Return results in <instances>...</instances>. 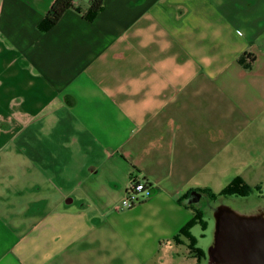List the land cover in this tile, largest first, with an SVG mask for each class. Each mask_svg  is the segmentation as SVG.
<instances>
[{"label": "crops", "instance_id": "crops-1", "mask_svg": "<svg viewBox=\"0 0 264 264\" xmlns=\"http://www.w3.org/2000/svg\"><path fill=\"white\" fill-rule=\"evenodd\" d=\"M54 1L0 0V264H205L207 192L264 194V0Z\"/></svg>", "mask_w": 264, "mask_h": 264}, {"label": "water", "instance_id": "water-1", "mask_svg": "<svg viewBox=\"0 0 264 264\" xmlns=\"http://www.w3.org/2000/svg\"><path fill=\"white\" fill-rule=\"evenodd\" d=\"M216 239L210 262L264 264V216L217 208Z\"/></svg>", "mask_w": 264, "mask_h": 264}, {"label": "trees", "instance_id": "trees-1", "mask_svg": "<svg viewBox=\"0 0 264 264\" xmlns=\"http://www.w3.org/2000/svg\"><path fill=\"white\" fill-rule=\"evenodd\" d=\"M74 0H55L52 4L50 10L46 14V16L42 19L39 24V28L43 31H47L54 27L63 13L74 6ZM104 6V0H91V4L88 9L84 12V15L88 19H93L99 11L102 10ZM253 60V55L249 52H244L238 58L239 63L244 67L249 69L251 67V62ZM260 191L261 186L256 185L252 186L245 181L244 178L241 176H236L233 178L228 185H226L221 191L219 192H210L208 191V197L212 200H219L222 197H230V196H247L252 191ZM200 223L203 229L205 228L206 224L203 220V213L200 209L196 210L195 216L192 218L191 221L187 223L181 230V235H185L188 239V247L190 252L195 254L198 258L204 256V251L201 247L197 246L196 238L191 235L190 228L196 224ZM178 240V237L176 238Z\"/></svg>", "mask_w": 264, "mask_h": 264}, {"label": "rangeland", "instance_id": "rangeland-1", "mask_svg": "<svg viewBox=\"0 0 264 264\" xmlns=\"http://www.w3.org/2000/svg\"><path fill=\"white\" fill-rule=\"evenodd\" d=\"M209 202V205L205 207L206 209L204 213V219L208 225L207 228L203 229L199 224L196 225L193 230L194 236L197 239V246L203 249L206 256L205 264H210L211 248L215 245L217 208L225 205L240 214H253L261 207V205H264V194H260V192L254 190L247 196L222 197L219 200H211ZM182 236L186 238L185 243L188 245L189 239L185 235ZM182 247L185 249V246ZM215 264L226 263L218 262Z\"/></svg>", "mask_w": 264, "mask_h": 264}, {"label": "built area", "instance_id": "built-area-1", "mask_svg": "<svg viewBox=\"0 0 264 264\" xmlns=\"http://www.w3.org/2000/svg\"><path fill=\"white\" fill-rule=\"evenodd\" d=\"M76 0H74L75 2ZM153 193V186L149 179L133 175L126 187L125 194L120 201L119 207L131 208L145 199L150 197Z\"/></svg>", "mask_w": 264, "mask_h": 264}, {"label": "flooded vegetation", "instance_id": "flooded-vegetation-1", "mask_svg": "<svg viewBox=\"0 0 264 264\" xmlns=\"http://www.w3.org/2000/svg\"><path fill=\"white\" fill-rule=\"evenodd\" d=\"M255 215H262L263 216L264 214H263L262 210H259Z\"/></svg>", "mask_w": 264, "mask_h": 264}]
</instances>
